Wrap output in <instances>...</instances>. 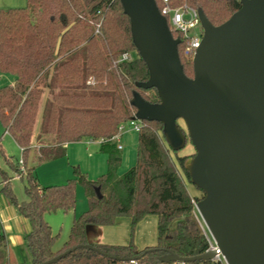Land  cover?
Wrapping results in <instances>:
<instances>
[{"label": "trees", "instance_id": "1", "mask_svg": "<svg viewBox=\"0 0 264 264\" xmlns=\"http://www.w3.org/2000/svg\"><path fill=\"white\" fill-rule=\"evenodd\" d=\"M155 2L161 9L162 0ZM169 4L201 8L218 25L240 7V0H170ZM172 34L180 38L178 53L184 73L192 77V60L183 55L186 39L179 32ZM124 53L130 58L122 59ZM0 74L14 78L13 83L0 86V122L21 149V158L16 163L8 159V164L25 178L26 199L16 200L3 172L1 190L30 224L25 235L30 261L9 263L7 239L0 228V264H44L64 252L47 264H171L160 257L166 253L191 257L209 248L192 197L170 156L172 152L192 183L185 161L193 153L180 155V149H171L160 122L142 121L135 162L117 173L121 148L115 138L134 114L129 103L132 92L158 102L154 88L136 86L147 79L148 70L132 42L129 18L119 0H27L25 7L0 9ZM45 87L48 97L33 147ZM84 137L100 140L98 150L106 155L105 171L90 178L75 167L74 178L41 186L35 163L52 159L64 143ZM77 183L83 188L87 208L74 215L67 240L53 251L56 235L44 214L74 210ZM148 214L157 218L154 245L138 249L132 241L111 244L87 239L88 225H110L116 217L127 216L133 228ZM187 264L225 262L214 258Z\"/></svg>", "mask_w": 264, "mask_h": 264}, {"label": "water", "instance_id": "2", "mask_svg": "<svg viewBox=\"0 0 264 264\" xmlns=\"http://www.w3.org/2000/svg\"><path fill=\"white\" fill-rule=\"evenodd\" d=\"M119 1L148 70L136 86L154 88L158 96L150 102L134 90L131 119L160 122L173 150L189 140L194 153L185 169L203 193L195 207L214 242L202 254L166 253L160 261L220 255L225 264H264V0H240L218 25L197 8L202 37L192 57V77L180 61V38L155 0Z\"/></svg>", "mask_w": 264, "mask_h": 264}, {"label": "rangeland", "instance_id": "3", "mask_svg": "<svg viewBox=\"0 0 264 264\" xmlns=\"http://www.w3.org/2000/svg\"><path fill=\"white\" fill-rule=\"evenodd\" d=\"M27 0H0V9L4 10L7 8H19L25 7ZM184 5V4H183ZM199 32L202 33V28L200 25L196 26L194 29L190 30V33ZM12 77L9 74H0V86L3 84H7L8 79ZM48 97L47 88H44V95L41 98L39 112L36 118L34 133L39 127L42 110L44 107V103ZM134 112V110H133ZM180 127L184 131L185 126L182 120H178ZM130 132V133H129ZM133 132V133H132ZM128 133L124 135L125 140H122L120 143L123 144L124 152L126 158L124 159L121 156V163L118 168V171L123 173L126 171L132 164H134L136 159V147L137 143L135 139L137 138V131L132 129L128 124H123V127L119 134ZM135 134V135H133ZM99 142V140H91L87 137L82 138L81 140L74 141L76 143L73 148V154L70 155H55L52 159L41 162L35 163V174L38 180V183L41 186H47L52 184H62L67 179H72L75 177L74 169L75 167H79V170L87 175L90 178H96L101 172H97L99 166H106V155L105 153L98 150V146L93 143ZM88 144V145H86ZM95 145V149H94ZM166 145V143H165ZM87 147V149H86ZM91 152H95L96 157L90 158L87 157L86 154H90ZM194 153V149L192 145L187 142L183 148H181L177 154H191ZM33 154L30 153L28 160L30 163H34L33 161ZM170 156L174 163L176 164V168L183 180L186 184V189L192 200L195 203L200 200L203 196L201 190H199L194 184L188 182L185 178L183 172L179 168L178 164L175 161V156L172 152H170ZM127 157L128 159L127 161ZM21 158V149L18 144L13 140L11 135L8 132H5L1 122H0V200L9 207H15L7 197L6 193L1 190L4 182L2 180L1 172H3L7 178H9L8 185L12 190L17 201H23L26 199L25 193V178H20L9 166L8 159H11L13 163H16ZM33 160V161H32ZM130 163V164H129ZM22 169V168H21ZM75 195H76V202L74 210L69 211H62L60 209L47 212L44 214L45 221L51 227V231L53 235H56V239L53 243L52 250L56 251L59 250L64 242L67 240L72 219L74 215H78L83 212L87 208V200L83 191L82 186L77 183L75 187ZM196 197L198 200H196ZM196 208V207H195ZM197 211V209H196ZM197 214L200 218V222L202 223L207 238L209 240V247L214 246L213 239L211 238L204 222L202 221L198 211ZM157 219L155 215L148 214L140 219L135 226L131 227V222L129 217L127 216H118L115 218L114 222L110 225H103L107 230L106 235V242L110 243H118V244H127L130 241L138 248H144L145 246H151L156 243L157 238ZM92 237V236H91ZM16 255L14 256L16 261H30V256L26 249L25 245H21L16 249ZM222 258L220 255L215 257V259ZM131 264V263H126Z\"/></svg>", "mask_w": 264, "mask_h": 264}, {"label": "crops", "instance_id": "4", "mask_svg": "<svg viewBox=\"0 0 264 264\" xmlns=\"http://www.w3.org/2000/svg\"><path fill=\"white\" fill-rule=\"evenodd\" d=\"M13 81H14V78L12 76L8 79L7 83H13ZM36 133H37V130L35 133H33V141H32L33 147H35V145H37L36 141H35ZM127 134L128 133H123V134L121 133L115 138L116 142L122 146L121 147V156H123L124 159L126 158L124 152L122 153V150H124V147H123V144H121L120 142L122 140H125L126 137H124V135H127ZM133 135H135V134H133ZM136 135L138 138V133H136ZM137 138L135 139L136 143H137ZM75 144L76 143H74V142L64 143L62 146V149L56 154V156L61 155V154H63V155L73 154L72 151H73ZM93 144L98 146L99 142H96ZM86 145H88V144H86ZM95 145H94V149L96 148ZM86 149H87V147H86ZM86 156L90 157V158H95L96 154H95V152H91L90 154H86ZM128 159L129 158L127 157V161H128ZM105 169H106V166L100 165L95 173L103 171V170L105 171ZM103 172H101V173H103ZM117 173L121 174V172H119L118 170H117ZM2 203H4V201L2 202V200H0V228L3 230V232L6 236V239H7V248L6 249H7V256H8L9 263H15V262H18L14 258V256L16 255L15 254L16 249L21 245H25V235L30 230V224H29L28 219L25 218L24 216H22L17 211L16 207H9L8 205H6V204L4 205ZM102 226L103 225H88L87 226L86 234H87L88 241L110 243V242H106L107 239L105 237L107 235V230ZM111 244H118V243H111Z\"/></svg>", "mask_w": 264, "mask_h": 264}, {"label": "built area", "instance_id": "5", "mask_svg": "<svg viewBox=\"0 0 264 264\" xmlns=\"http://www.w3.org/2000/svg\"><path fill=\"white\" fill-rule=\"evenodd\" d=\"M169 1L170 0H162V8L159 10L166 17V19L167 16L169 17V20L167 19V22L171 32H179L186 39V45L183 50V55L185 57L191 58L192 60L195 49L198 47L202 37V33H190V30L200 25L197 8L185 4L182 6L171 7ZM121 58L129 59L130 54L124 53L122 54ZM87 82H91V80L89 79ZM127 124L135 131H138L141 128L142 120H139L137 118H130ZM117 147L121 148L122 146L118 144ZM171 264H187V262L173 261L171 262Z\"/></svg>", "mask_w": 264, "mask_h": 264}]
</instances>
